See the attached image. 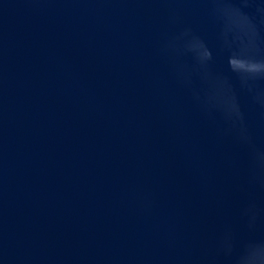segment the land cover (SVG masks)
<instances>
[{
  "label": "water",
  "instance_id": "obj_1",
  "mask_svg": "<svg viewBox=\"0 0 264 264\" xmlns=\"http://www.w3.org/2000/svg\"><path fill=\"white\" fill-rule=\"evenodd\" d=\"M0 264H264V0H0Z\"/></svg>",
  "mask_w": 264,
  "mask_h": 264
}]
</instances>
